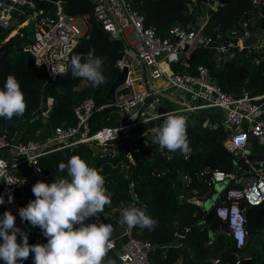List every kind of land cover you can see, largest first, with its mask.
<instances>
[{
  "label": "trees",
  "instance_id": "1",
  "mask_svg": "<svg viewBox=\"0 0 264 264\" xmlns=\"http://www.w3.org/2000/svg\"><path fill=\"white\" fill-rule=\"evenodd\" d=\"M53 1L59 2L67 14L86 19L87 33L71 57L86 54L90 49H94L95 55L104 59L101 71L107 82L93 88L82 79H73L69 69L66 74L60 75L56 82L48 83L45 74L35 66L32 54L20 50L33 39V26L22 29L8 41L6 39L15 27L9 31L0 29V89H3L7 76L13 75L19 82L26 102L23 116H14L10 121L0 118V127H7L13 133L19 132V140L23 142L44 143L53 135L56 127L64 123L75 124L74 107L87 98H93L98 107L113 104L115 97L111 95V87L121 74L117 62L123 56L125 44L121 39H113L96 20L93 0ZM252 1L228 0L227 4L206 16L200 8L201 0H194L196 8L193 13H189L192 0H132V8L144 17L145 26L154 29L159 38H166L170 29L176 25L197 29L201 26L197 22L198 17H204V36L212 41L225 43L237 41L234 32H237L238 36L244 35V22H249L252 36L262 34L264 37V31L261 29L263 18L257 16L258 12L254 9ZM39 4L40 8L52 6L44 2ZM26 18L20 17L19 22H24ZM259 53L260 51L248 47L243 51L238 48L221 51L206 44H199L185 64L174 62L171 67L175 73L195 74L198 66H205L214 82L226 94L239 97L247 91L252 96H260L264 94V62L259 66L254 63ZM70 62L71 58L68 67ZM120 94H128V91L123 90ZM42 96L45 103L48 99L52 100L47 116H43L47 108H41ZM172 111L175 110L166 109V113ZM165 118L167 116L163 117V120ZM222 120L223 114L219 109L203 110V114H198L196 122L186 118L187 140L192 138L194 129L197 128L199 142L197 156L192 153L188 159H183L185 174L194 175L208 166L227 173L234 171L235 159L224 146L226 132L222 127ZM120 121L121 117L114 107L98 111L91 119L92 133L105 127L117 126ZM72 156L80 157L104 177V186L111 198V204L106 205L104 211L109 212L112 207L122 210L134 204L157 222L153 231L138 227L142 231L138 238L153 245L152 264H173L180 257L183 258L184 264H213L214 260H219L218 264H236L237 256H242L248 250L256 233L264 228V204L248 207L246 216L249 240L245 249L238 250L234 241L223 235H215L213 244L209 245L212 236L211 225L206 222V211L195 203L185 201L178 184L173 182L177 171L170 161L162 157L160 150L131 164L124 153L101 157L92 147L80 145L69 155L55 152L43 157L42 168L50 177L67 178V172L59 171L58 166L60 163L66 164ZM199 186L202 192L207 190L206 185L198 183L186 190L191 196L193 188ZM235 186V182H230L227 188ZM226 191L227 189H224L221 198L216 201V207L224 204ZM173 224L186 229L184 237L176 236ZM226 227V224L220 221V228L214 231V234L218 230H225ZM40 231L39 228L31 226L23 229V232L27 233L29 245L45 244V238L38 234ZM17 240L22 243V237L19 235ZM250 255L252 264H264V245L260 251ZM113 257V254L108 253L103 264H108Z\"/></svg>",
  "mask_w": 264,
  "mask_h": 264
},
{
  "label": "built area",
  "instance_id": "2",
  "mask_svg": "<svg viewBox=\"0 0 264 264\" xmlns=\"http://www.w3.org/2000/svg\"><path fill=\"white\" fill-rule=\"evenodd\" d=\"M41 2L52 6L40 8ZM93 2L96 20L113 39H121L125 44L123 56L117 62L120 73L127 71L125 80L116 91L113 104L98 107L93 98L85 99L74 107L75 124L64 123L56 127L53 135L44 143L20 141L19 132L13 133L7 127H0V197L4 199V203L0 205V218L5 211H9L16 217L15 227L23 231L25 227L31 226L28 222H21L18 210L26 207L24 188L28 189L30 201L35 199L31 189L36 182L30 181L29 177L38 179L50 177L41 165V159L47 155L55 152L69 155L80 145L92 147L101 157L119 155L124 146H128L131 152H141L147 146L156 145L152 129L158 128L160 119L168 114L219 109L224 113L223 125L227 134L224 146L234 157L235 167H238L239 171L249 166L255 172L251 177L238 176L237 172L227 173L208 166L194 175L184 174L183 184L185 189L194 183L206 185L209 189L225 184L228 180L237 184L235 187L225 188L227 191L223 205L217 207L215 205L216 218L227 227L225 230H218L209 245L213 244L215 235H223L232 239L238 250L245 249L249 240L247 208L264 204V151L259 161L253 163L248 159L253 142L264 150V94L252 96L244 91L239 97L228 95L214 82L205 66H198L195 74L175 73L172 70V63L185 64L197 45H207L212 41L204 36V23H200L201 17L197 20L201 24L199 28L191 29L176 25L170 29L169 35L162 39L157 36L154 29L145 26L144 17L132 8V0ZM194 4L189 6V13L194 12L196 8ZM252 4L258 12L257 16L263 18L264 0H253ZM22 16L27 18L20 23L19 18ZM15 25L21 29L33 26V44L25 45L23 50L32 54L35 66L40 71L43 72L42 67L46 68V73H43L48 83L56 82L60 76H53L51 67L61 65L68 68L72 53L87 33L86 19L67 14L59 2L0 0V29L9 31ZM242 28L245 31L244 35L238 36L237 32L233 33L237 36L236 43L240 51L247 48L244 41L251 37L249 22H244ZM253 50L260 51L254 59V63L259 66L264 62V41ZM163 65L168 67L169 72ZM155 82H160L161 86L156 87ZM172 88H176L177 92L183 95L181 97L177 95L174 99L181 107L169 113L161 112L158 108L161 96ZM123 90H127L128 94H120ZM41 101V108H47L43 116H47L52 100L48 99L45 103L42 96ZM109 107L118 110L121 117L119 125L105 127L92 133L91 119L96 112ZM133 116L136 117L135 120L132 119ZM161 153L163 158L171 162L173 152L165 149ZM129 154H125L128 161L135 164L133 156ZM184 158L188 159L189 154ZM242 159L244 162L240 164ZM255 165L259 168L256 169ZM22 168L31 173L29 177L21 174ZM9 196L12 197L11 203L8 201ZM183 198L185 199L184 196ZM185 201L194 203L190 198ZM15 206L18 207L17 210ZM99 215L98 219L93 217L85 223H104L113 226L112 247L108 253L114 255L111 260L115 264H152L153 245L138 238L142 233L138 226L128 229L111 217L101 213ZM176 236L182 238L178 233ZM17 243L20 242L17 240ZM243 261V256L238 255L236 264H242ZM3 263L0 260V264ZM23 263L33 264V255L30 254ZM218 263L219 260L213 261V264ZM173 264H184V260L180 257Z\"/></svg>",
  "mask_w": 264,
  "mask_h": 264
},
{
  "label": "clouds",
  "instance_id": "3",
  "mask_svg": "<svg viewBox=\"0 0 264 264\" xmlns=\"http://www.w3.org/2000/svg\"><path fill=\"white\" fill-rule=\"evenodd\" d=\"M103 63L104 59L90 49L86 54L72 56L68 68L52 66L51 73L53 76L64 75L70 69L73 79H82L97 88L107 82L101 71ZM25 111L26 102L19 82L13 75H8L0 89V118L10 121L14 116H23ZM186 130V118L170 113L158 128L152 129L154 144L161 152L166 149L187 156L191 149ZM58 168L67 172V178H56L51 184L37 181L31 189L35 199L18 210L21 222L39 228L47 243L29 245L27 233L15 227L16 217L5 211L0 218V260L4 264H22L30 254H33V264H103L112 247L114 228L111 224L85 222L93 217L98 219L105 206L111 204L105 179L78 156L70 157ZM8 201L12 202L11 196ZM3 203V197H0V205ZM118 223L128 229L138 226L149 231L157 224L138 207L122 209ZM18 235L22 237V243H17ZM108 264L115 262L109 260Z\"/></svg>",
  "mask_w": 264,
  "mask_h": 264
},
{
  "label": "water",
  "instance_id": "4",
  "mask_svg": "<svg viewBox=\"0 0 264 264\" xmlns=\"http://www.w3.org/2000/svg\"><path fill=\"white\" fill-rule=\"evenodd\" d=\"M228 0H201V9L205 10L209 8V14L211 15L212 12L214 10H216L217 8L224 6L225 4H227ZM192 4H194V2H192ZM262 24H261V29L264 31V7L262 8ZM33 41L30 40L29 41V45H32ZM244 45L246 47H249V45L247 44V41H244ZM208 47L211 48H216V49H224V51H227L231 48H237L238 44L234 41H228L225 43H219V42H215V41H210L207 44ZM21 51H23V47L20 48ZM42 70L44 73H46V68L42 67ZM127 75V71L124 70L121 72L120 76L118 77L117 81L113 84V86L111 87V95L113 97H115L116 95V91L118 90V88L123 84L125 77ZM161 112H164L163 109L160 110ZM163 123V118L160 119L159 121V126ZM252 141H254L253 138H251ZM198 142H199V131L197 128L194 129V134L191 138V140L188 142L189 143V147L191 149L190 154L195 153L197 156V146H198ZM159 149L158 145H151V146H147L144 150H142L141 152H131L130 148L128 146H124L121 148V152L128 154L130 153L135 162H138L142 157L149 155L151 153H154L155 151H157ZM263 148L262 147H258L257 145H253L251 153L248 154V159L255 163L257 161H259L260 156L263 154ZM183 159H184V155H182L179 151L173 153V158L171 160V165L172 167L177 171V176L173 178V182L178 184L179 189L181 190L182 194L184 195L185 199H188V192L186 191V189L184 188V184H183V177L185 174V166L183 163ZM244 162V159L240 160V164H242ZM256 169H258L259 167L257 165H255ZM234 172H237L238 176H243L246 175L247 172H250L251 174H254V169H252L249 166H245L243 169L238 171V167L234 168ZM31 174V173H30ZM30 181H41V182H45L48 184H51L53 182H55L53 177H48V178H42V179H38L37 177H32L30 176ZM230 183V181H226L225 184H220L219 185V191H223L227 185ZM28 189L24 188L23 192L25 193L24 195V200H25V204L26 206L28 205V203L30 202V196L27 193ZM218 197V192H216L215 194V198ZM134 200H136V197H134ZM16 210L18 209L17 206L14 207ZM207 208H208V213L206 216V222L208 224H210L211 226V236L213 237V232L216 231L217 229L220 228V221L218 220V218H216L215 216V203L209 202L207 204ZM173 229L178 233V235H180L181 237H184V235L186 234V229L178 227L176 224L172 225ZM40 235L45 238L42 235V232L40 231ZM44 243H47V239H44ZM242 264H252V260L247 259L244 260L242 262Z\"/></svg>",
  "mask_w": 264,
  "mask_h": 264
},
{
  "label": "crops",
  "instance_id": "5",
  "mask_svg": "<svg viewBox=\"0 0 264 264\" xmlns=\"http://www.w3.org/2000/svg\"><path fill=\"white\" fill-rule=\"evenodd\" d=\"M208 15H210V14H208ZM201 24L202 23H205V21H204V17L202 18V20H201V22H200ZM22 29L20 28V27H18V25H17V27L15 28V30L10 34V36L6 39V41H8L11 37H13V36H15L17 33H19L20 31H21ZM246 41H247V44L249 45V47L248 48H252V49H254L255 47H257L258 45H260V43L262 42V41H264V37H263V35L262 34H254L253 36L251 35V37H249V38H247L246 39ZM135 65H137V63H135ZM137 71H139V67H138V69H137ZM155 84V86L156 87H159V86H161V83L160 82H155L154 83ZM183 96V95H181V93H178V94H176V93H173V94H170V95H167L166 94V92L164 93V95L163 96H161V104L159 105V110H161V109H163L164 111H166V109H172V110H177V109H180V104H178V103H176L175 101H174V99H175V97L176 96ZM163 99H166L168 102V105H167V107H163ZM51 104H52V101H51ZM172 105L174 106H177V108H173L172 107ZM182 113V115H184L185 116V118H187L188 120H190L191 122H194V121H192L193 120V115L194 114H197L198 112H195V113H193V112H181ZM222 114H223V120H222V127H223V129H224V131L226 132V130H225V128H224V125H223V122H224V113L222 112ZM159 124V123H158ZM159 126V125H158ZM227 135V134H226ZM191 140V139H190ZM190 140H187L188 142L190 141ZM255 143L253 142V145H254ZM256 145V144H255ZM235 166V165H234ZM21 174L23 175V176H25V177H29L30 176V172H28V171H26L25 170V168H22L21 169ZM244 176H247V177H251L252 175H251V173H248L247 175H244ZM29 179H30V177H29ZM246 181H248V179H246ZM229 185V184H228ZM227 185V186H228ZM219 185H217L216 187H214V188H212V189H209L208 187H207V190L206 191H203L202 192V188H201V186H199L198 188H193V190H192V192H191V196L189 195V193H188V198H190L194 203H196L197 205H199L200 207H202L205 211H206V213H208V208H207V204L209 203V202H212V203H215L216 204V201H218L220 198H221V194H222V192L223 191H219ZM216 192H218V197L217 198H215V194H216ZM24 205H26L25 203H24ZM120 209H118V208H116V207H112V210L111 211H104L103 213H101L102 215H104V216H106V217H111V218H113L116 222H118L120 219H121V214H120ZM260 233H262V237H261V245L259 246V247H257V246H254L253 245V240H254V238L251 240V242H250V244H249V246H248V250L245 252V253H243L242 254V256H243V258H244V260H247V259H250L251 260V258H250V253H252V252H255V251H260L261 250V248H262V245H264V241H263V236H264V228L260 231ZM213 235H214V232H213ZM248 245V244H247Z\"/></svg>",
  "mask_w": 264,
  "mask_h": 264
},
{
  "label": "rangeland",
  "instance_id": "6",
  "mask_svg": "<svg viewBox=\"0 0 264 264\" xmlns=\"http://www.w3.org/2000/svg\"><path fill=\"white\" fill-rule=\"evenodd\" d=\"M204 16H206V14H209V8L208 9H205L204 10ZM15 28L17 27V25H15L14 26ZM256 35V34H255ZM173 93H176V94H178L179 92H177V90H176V88H172V89H169V90H167L166 91V94L167 95H170V94H173ZM168 101L166 100V99H163V107L165 108V107H167V105H168V103H167ZM172 107L173 108H177V106H173L172 105ZM200 113H202L203 114V111L201 112H198L197 114H194L193 115V120L192 121H194V122H196L197 121V117H198V114H200ZM159 150V149H158ZM261 237H262V233H256V235H255V238H254V240H253V245L254 246H257V247H259L260 245H261Z\"/></svg>",
  "mask_w": 264,
  "mask_h": 264
},
{
  "label": "bare ground",
  "instance_id": "7",
  "mask_svg": "<svg viewBox=\"0 0 264 264\" xmlns=\"http://www.w3.org/2000/svg\"><path fill=\"white\" fill-rule=\"evenodd\" d=\"M163 67L165 68V70H166L167 72H169V69H168V67H167L166 65H163Z\"/></svg>",
  "mask_w": 264,
  "mask_h": 264
}]
</instances>
